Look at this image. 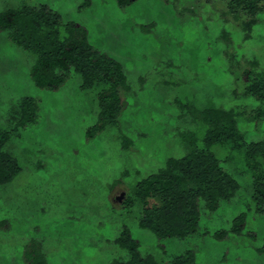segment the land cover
<instances>
[{
    "label": "rangeland",
    "instance_id": "1",
    "mask_svg": "<svg viewBox=\"0 0 264 264\" xmlns=\"http://www.w3.org/2000/svg\"><path fill=\"white\" fill-rule=\"evenodd\" d=\"M227 1L135 0L120 8L115 0H91L87 7L84 0H0V13L22 4L58 12L61 38L67 36L65 25L83 28L95 50L121 64L128 87L120 94L116 126L89 138L104 86L84 89L72 71L59 89L38 88L31 78L35 57L0 33V132L14 129L24 98L38 103L37 122L4 146L19 171L0 186V264H27L26 253L34 248L47 264L125 261L118 238L126 229L140 252L161 264L187 250L194 252L193 264H264V253H258L264 214L255 212L251 177L238 152L211 149L239 190L212 213L202 207L197 231L186 239L159 240L141 228L143 206L130 200L138 182L188 151L181 134L193 135L196 124L183 105L249 111L258 106L242 95L236 63L249 69L255 62L256 72H264V12L244 40ZM227 52L237 60L233 65ZM238 128L247 143L264 138V121L241 120ZM120 192L121 203L114 199ZM155 203L150 199L147 207ZM241 213V234L214 236L229 231Z\"/></svg>",
    "mask_w": 264,
    "mask_h": 264
},
{
    "label": "trees",
    "instance_id": "2",
    "mask_svg": "<svg viewBox=\"0 0 264 264\" xmlns=\"http://www.w3.org/2000/svg\"><path fill=\"white\" fill-rule=\"evenodd\" d=\"M115 1L118 7L125 8L135 0ZM84 5L90 6L91 0H84ZM227 9L233 19L240 22L243 39L248 40L259 22L258 14L264 12V0H228ZM61 26L60 14L45 5L22 4L0 13V33H6L12 45L35 57L31 68L35 86L59 89L67 82L72 71L81 76L84 89L96 84L104 86L99 97L98 124L87 132L90 138L94 133L116 126L122 109L120 94L128 88L126 77L119 62L95 50L88 43L83 28L65 25L67 36L61 38ZM225 55L233 65L231 61L236 60L234 55L228 52ZM236 64L240 70L236 81L242 95L252 97L258 106L249 111L247 108L198 109L195 104L183 105L196 124L193 135L181 134L188 151L181 157L167 159L158 173L138 182L130 194V200L134 197L143 206L139 226L151 231L159 240L186 239L194 235L202 207L212 213L238 192L239 184L221 167L211 151L215 146L229 148L243 155L246 170L251 177L255 212L264 214V138L247 143L238 130L241 120L264 121V72H256L255 62L249 63V69L241 68L238 61ZM37 110L35 99L24 98L19 105L18 122L14 129L0 132V186L9 183L19 171L16 160L4 151V146L10 136H20L17 133L19 130L24 131L37 122ZM123 147L127 149L125 141ZM150 199L156 203L147 207ZM245 217L244 213L239 214L234 218L229 231L216 232L214 236L222 239L229 233L241 234ZM118 243L128 257L114 264H161L154 256L140 252L139 243L132 238L128 229L122 231ZM38 249L26 253L27 264H47L44 254ZM258 253L263 254L264 247ZM193 262L194 252L187 250L174 257L171 264Z\"/></svg>",
    "mask_w": 264,
    "mask_h": 264
},
{
    "label": "flooded vegetation",
    "instance_id": "3",
    "mask_svg": "<svg viewBox=\"0 0 264 264\" xmlns=\"http://www.w3.org/2000/svg\"><path fill=\"white\" fill-rule=\"evenodd\" d=\"M118 197H121V201H119L121 203L123 201V198L125 197L124 192H120L118 195L115 196L114 199H115L116 202H118L117 199H116Z\"/></svg>",
    "mask_w": 264,
    "mask_h": 264
},
{
    "label": "water",
    "instance_id": "4",
    "mask_svg": "<svg viewBox=\"0 0 264 264\" xmlns=\"http://www.w3.org/2000/svg\"><path fill=\"white\" fill-rule=\"evenodd\" d=\"M116 199H117L118 202L121 201V197H118V198H116Z\"/></svg>",
    "mask_w": 264,
    "mask_h": 264
}]
</instances>
